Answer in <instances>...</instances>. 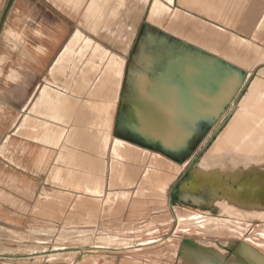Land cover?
<instances>
[{
	"label": "rangeland",
	"instance_id": "obj_1",
	"mask_svg": "<svg viewBox=\"0 0 264 264\" xmlns=\"http://www.w3.org/2000/svg\"><path fill=\"white\" fill-rule=\"evenodd\" d=\"M175 1L169 5L167 0H91L87 10L88 0H56L64 16L67 18L72 16L70 21L79 28L82 25L86 34L76 29L68 40L69 48L64 53V57L60 58L59 64L57 60L54 68L68 61L72 64L70 62L65 64L66 68L58 73L57 81L72 87L75 95L85 98H87V86L91 82L90 96H97L94 98H100L99 101L114 103V110L120 102L121 109L130 104L131 109L135 106L144 113L149 107L141 98L138 100L136 98L144 91L140 80L149 75L150 55H153L155 60L152 64V72L155 73L162 72L159 63H164V58L169 60V57L174 55L172 51L179 47L185 52L189 49L198 55L215 57L204 58L212 65L217 61L222 62L224 66L221 78L231 79L232 71L234 76L240 78L243 69L229 64L230 68L226 69V63L229 62H224L219 57L223 55L220 49L223 50L228 43L227 37L229 38L232 32L197 19L189 12L177 8ZM153 7L166 14L162 16L164 24L171 22V18H174L173 22L182 24L179 26L182 28L180 37L149 22L148 13ZM133 9L137 10L138 14ZM139 12H142L143 16L133 40L131 35L134 31L131 23L138 18ZM133 18L135 19L132 20ZM261 22L262 26H257L256 34L251 39L234 33L240 40L252 45L256 49V54L263 58V61L253 68L246 85L250 80L253 82L256 77L259 84L264 83V41L256 42L257 39H264V17ZM186 27L189 28L185 29ZM258 32H261V35L260 33L257 35ZM118 35L127 40V48H122L124 42L118 41ZM212 40H219L214 47L211 45ZM208 41L210 44L207 43ZM161 42L164 44L162 45ZM186 58L187 54L182 56L185 61L188 60ZM189 61L192 62L189 67L197 66V61L193 59ZM107 66L113 67L114 72L120 76L121 89L116 95L118 99L115 93H111L112 88L95 86L96 80ZM128 81H130L129 87L132 88L131 93L135 96L133 101L122 99ZM43 90L50 93L54 100L43 102ZM245 91L246 88L242 90L236 102ZM103 96L106 99H102ZM65 100L63 91L44 86L40 91L38 104L50 110L51 113L48 112L45 116L57 123H65L61 108ZM263 100L264 88L256 103L242 106L241 110L239 108L236 110V113L241 111L242 116L249 117ZM232 108L233 106L229 105L227 109H222L223 113L225 110L226 112L202 141L200 148L181 164L159 152L135 146L117 137H110L106 145L103 133L102 149L105 148L103 150L106 153L105 163H109L105 177L107 180L108 177L110 178V186L106 185L105 190L102 181H95L93 184L91 182L82 187L63 186L59 180L51 182L48 180V170L42 171L40 175L42 187H34L33 172L28 169L32 167L31 141L13 137L3 153L0 151V264H69L72 261L79 264H102L114 259V256H117V259L131 256L145 257L153 261L160 258L171 260L179 246L197 242L213 243L220 249L241 241L240 247L244 252V249H248L251 252L256 250L264 254V220L251 216L252 209L247 207L249 203L256 208H260V205L264 206V179L260 180L264 170L259 167L254 171L250 168V171L247 169L240 172L242 175L239 173L240 167L247 168L246 161L249 158V153L243 150L241 145L246 137L258 135L256 129L246 120L240 128H237L236 135L228 137V146L219 150L216 155L218 158L210 159L206 155L229 120L231 114L228 113ZM158 118L159 116H154L151 123L149 122L152 127L162 125L163 118L160 121ZM144 122L142 119L143 125ZM29 125V119L25 118L16 132H21ZM40 126L42 141L49 143L52 140V143L58 144L65 138L64 128L58 131L53 129L49 122ZM173 129H176L173 138H178L176 135H179V129ZM162 133L165 136L171 135L170 132L166 133L163 130ZM56 136L57 139L54 138ZM261 137H264L262 130H260ZM117 142L124 146V148L121 146L122 153L126 152L123 155L112 151L113 145ZM58 155L57 153V158ZM67 158L70 156L68 155ZM7 160L10 165L5 168L4 163ZM200 161L206 164L202 166L201 174L199 173L203 179L201 186L197 188L199 192L208 191L204 194L207 204L201 207L193 204L191 200L182 201L176 195V189L184 176ZM56 162L59 163V159ZM15 166L22 170L16 169ZM75 166L76 164L73 165ZM69 174L73 182L85 181L84 177H87L86 173L82 174L79 171ZM44 182L48 185L43 186ZM161 183H164V186ZM227 192H234L233 196L241 201L235 202L236 199H231ZM194 213L206 217L199 219ZM231 219L237 220L238 223L236 221L237 224L233 223ZM148 241L153 242L143 245L145 249L142 251L120 249L135 247V243L142 244ZM116 248L119 249L114 250Z\"/></svg>",
	"mask_w": 264,
	"mask_h": 264
},
{
	"label": "crops",
	"instance_id": "obj_2",
	"mask_svg": "<svg viewBox=\"0 0 264 264\" xmlns=\"http://www.w3.org/2000/svg\"><path fill=\"white\" fill-rule=\"evenodd\" d=\"M90 1L87 2V10ZM175 2L177 8L189 12L207 24L225 28L229 32L250 39L256 34V28L264 14V0H176ZM60 10L56 0H0V151L3 153L13 137L31 141L32 167L28 169L33 172L34 187H42L40 175L42 171L48 170V180L51 182L59 180L63 186L82 187L94 181H102L105 190L110 178L108 177L107 180L105 177L109 163H105L106 153H103L101 143L103 131H105V125H103L105 115L99 111V106L103 102L89 95L90 83L87 86V98H85L75 95L72 87L57 81L58 73L66 68V63L70 62L54 68L57 60L59 57H64V53L69 48L67 42L75 30L79 29L82 32L84 30L82 25L79 28L70 21L72 16L67 18ZM259 33L261 35V32L257 35ZM257 41L261 42L264 39H257ZM186 54L187 61L182 59V56ZM193 54L189 50L181 53L175 51L169 60L166 59L172 64L171 67L182 69L191 66L192 62L189 60L193 59ZM150 66L148 63L150 71L144 78V93L136 98V100L141 98L145 101L149 107L147 113L140 112L135 106L131 109L130 104L121 109L118 102L110 121V137H117L144 149L148 148L131 140H159L168 137L162 133V130L166 133L170 132L169 137L173 138V133L176 132L173 128L183 133V129L187 128L186 125L200 123V118L195 117L196 107L200 108L201 104L200 101H194L196 91L193 90L191 93L189 89L188 99H184L188 96L183 94L179 97V101L168 99L167 102L164 101L165 92H159L157 89L163 83V77L161 73L160 75L153 73ZM160 68L166 69L161 65ZM129 82L125 84V94L122 99L133 101L135 96L131 93L132 88L129 87ZM192 82L195 84V79H192ZM44 86L59 89L65 94L66 100L61 104L65 123H57L45 116L50 110L38 104L39 94ZM43 93L51 96L44 90ZM154 116H159V121L163 118L162 125L159 124L160 127L151 126ZM25 118L29 119V127L17 133L18 126ZM142 119L145 121L144 125ZM45 122H49L53 129H65V138L60 143H52V140L48 143L41 140L40 125ZM168 124H176V126L170 127ZM191 136L199 139L198 126L192 127V133L187 137L191 138ZM176 137L180 138L184 135H176ZM68 155L70 158H67ZM57 159L59 163L56 162ZM74 164H76L75 167H73ZM9 165L7 160L4 167ZM15 168L22 170L17 166ZM73 171L86 173L85 181L73 182L69 178V173ZM45 185L48 183L44 182L43 186ZM148 243L150 242L135 243V247L120 249L138 252L145 249L143 245ZM240 244L241 241L234 242L220 249L213 243L197 242L187 246L182 244L176 249L174 258L171 260L160 258L153 261L145 257L131 256L117 259V256H114V259H109L102 264H264L263 253L256 250L244 252ZM117 249L119 248L114 250ZM69 264L79 263L72 261Z\"/></svg>",
	"mask_w": 264,
	"mask_h": 264
},
{
	"label": "bare ground",
	"instance_id": "obj_3",
	"mask_svg": "<svg viewBox=\"0 0 264 264\" xmlns=\"http://www.w3.org/2000/svg\"><path fill=\"white\" fill-rule=\"evenodd\" d=\"M174 2V0H167V3L169 5H172V3ZM131 9V8H130ZM128 11V9H127ZM133 11H135V9H133ZM137 11V10H136ZM135 11V12H136ZM132 13V11H131ZM138 14V12H136ZM163 15H166L165 13H163L162 11L158 10L157 7H153L151 8L150 12L148 13V20L151 24H157L159 26V28H161L162 30L177 35L180 37V35L182 34V31L180 29H182L181 26L182 24H180L179 22H173L171 18V22L169 21V23H165L164 24V18H162ZM143 13L139 12L138 18L131 23L133 25V29L132 31H134V34L131 35V38L133 39V37L135 36L137 29L140 25L141 19H142ZM176 16V15H174ZM132 17V16H131ZM264 17V14H263ZM262 17V18H263ZM261 18V20H262ZM135 18H133L132 20H134ZM176 19V17H175ZM178 19V18H177ZM166 20V19H165ZM259 22L258 26H262V22ZM131 22V21H130ZM180 24V25H179ZM100 28V27H98ZM135 28V29H134ZM184 28V26H183ZM189 27H186L185 29H188ZM260 28V27H259ZM101 32V31H100ZM187 33V32H186ZM101 34V33H100ZM103 34V33H102ZM109 34V33H108ZM114 34V33H113ZM188 34V33H187ZM112 35V34H111ZM115 35V34H114ZM192 35V34H191ZM105 36V35H104ZM103 36V37H104ZM116 36V35H115ZM119 36V35H118ZM187 36V35H186ZM199 36V35H197ZM102 37V38H103ZM109 37V36H108ZM111 37V36H110ZM189 37V35H188ZM224 37V36H222ZM113 38V37H112ZM191 39V38H190ZM227 41L228 43L225 45V47H223V50L220 49L221 53L223 55H219V57H221V60H223L224 62H229L232 63L231 66L235 67V68H241L243 70H245L246 74L244 77L239 78V76H234L233 75V71L231 72V79H229L228 77L224 78H220V81L216 83V89L218 86H221L223 84V89H222V96L221 100H223V98L225 99L226 95H225V91H226V84H229V80L230 82H235L238 84L235 91L236 92L238 90V87H240V89L244 86L246 88V91L242 94V97L239 98V100L237 102H233L231 105L233 106L232 110V114L229 117V120L227 121V123L225 124L224 128L222 129V131L219 132V134L217 135L216 139L213 141V146L211 145L208 152H207V156L211 159V158H218L217 153L219 152L220 149H224L228 146V137H230L231 135L234 136L237 133V128H240L243 123L247 120L248 122H250L251 127L256 129V133L258 135H251L249 137H246L243 144L241 145L242 149L245 150L247 153H249V158H247L246 161V165L247 168L243 169L242 167H240L239 173L244 171V170H249L250 168L252 170H258V168L260 167V169L264 170V137L260 138V130H262L264 132V100L261 101L257 106H256V110L254 113H252L249 117H244L242 116L241 111L236 113V110L239 108V110H241L242 106L246 107L248 105L254 104L256 103V101L258 100V96L259 94L262 92L263 88H264V83L259 84L257 77L253 80H250V82L248 83V85H246V81L248 80L249 76L252 74L253 72V68L257 65L260 64L261 61H263V58H261L258 54H256L257 52L256 49L254 47H252V45H249L248 43L242 41L239 39V37H237L234 33H232L231 35H229V38L227 37ZM111 40V39H110ZM224 40V39H223ZM109 41V40H108ZM114 41V40H113ZM118 41H122L124 42V45L122 48H127L128 45L126 43V41H124L123 39H120ZM116 41V43L118 42ZM162 41V40H161ZM165 41V40H164ZM185 41V40H184ZM213 41V40H212ZM211 41V42H212ZM219 41V40H218ZM218 41H213L211 43V45L216 44V42L218 43ZM168 42V41H166ZM169 43V42H168ZM167 43V44H168ZM208 44H210V41L207 42ZM206 43V44H207ZM122 44V43H121ZM162 44V42H161ZM164 44V43H163ZM162 44V45H163ZM171 44V43H170ZM224 44V43H223ZM169 45V44H168ZM173 45V44H172ZM166 46V44H165ZM259 46V45H258ZM161 47V46H160ZM170 47V46H169ZM209 47V46H208ZM212 47V46H211ZM212 47V48H213ZM218 47V46H217ZM222 47V46H221ZM167 49V48H166ZM170 49V48H168ZM215 49V48H214ZM216 50V49H215ZM261 50V49H260ZM173 52V51H172ZM160 53V52H159ZM164 53V52H163ZM169 53V52H168ZM175 54V52H173ZM260 53V52H259ZM153 56V55H152ZM151 56V58L149 59V66L152 67V64L154 63V58ZM157 57V56H156ZM164 57V56H163ZM162 57V58H163ZM62 57H59L58 59V64H59V60ZM153 58V60H152ZM159 58V57H158ZM157 59V58H156ZM158 60V59H157ZM156 60V61H157ZM158 62V61H157ZM156 62V63H157ZM164 63L160 64L162 68L164 67H169L172 64L167 62V59L164 58ZM156 65V64H155ZM158 65V64H157ZM237 80V81H236ZM91 83V82H90ZM141 84H144V79L140 80ZM120 76L117 75L114 72L113 67L111 66H107L106 69L100 74V76L98 77V79L95 82V86L96 87H100L103 86V88H112L113 92L111 93H115V97L118 94L117 92H120ZM128 85V84H127ZM144 86V85H143ZM75 89V88H74ZM101 89V88H100ZM108 89V91H110ZM144 90V88H143ZM91 91V89H90ZM144 93V91H143ZM224 94V95H223ZM92 95V92H91ZM99 95V94H98ZM103 95V94H102ZM100 96V95H99ZM98 96V97H99ZM241 96V95H240ZM64 97V95H63ZM97 97V96H94ZM110 97V96H109ZM228 97V96H227ZM106 99V97L103 96L102 99ZM117 98V97H116ZM114 98V99H116ZM64 99V98H63ZM100 99V98H98ZM113 99V100H114ZM118 99V98H117ZM43 100L45 102H51L54 100V97H51L47 94H44L43 96ZM94 100V99H93ZM101 100V99H100ZM112 100V99H111ZM87 101V100H86ZM116 101V100H115ZM88 102V101H87ZM90 102V101H89ZM103 102V101H101ZM224 101H221L219 106H223L224 105ZM59 103H57L58 105ZM53 106V104H52ZM57 109V108H56ZM223 109V108H222ZM230 110V111H231ZM99 111L104 113V124L105 125V131L104 132V138L106 140V145L108 143V141L110 140V130H111V124L110 121H112V113L114 112V103L112 102H103L102 105L99 106ZM226 112V110H225ZM224 112V113H225ZM223 113V114H224ZM222 114V116H223ZM101 115V114H100ZM103 117V116H102ZM249 118V119H248ZM262 119V121H260ZM220 120V119H219ZM219 122V121H218ZM261 122V123H260ZM102 129V126L100 127ZM60 131V130H58ZM62 131V130H61ZM57 132V131H56ZM55 132V133H56ZM57 134V133H56ZM55 134V135H56ZM57 139V136L54 137ZM86 140V139H85ZM103 140V139H102ZM101 140V142H102ZM89 142V141H88ZM114 143V142H113ZM103 144V143H102ZM105 144V143H104ZM87 146V145H85ZM93 146V145H92ZM91 146V147H92ZM121 143L117 142L113 145L112 147V151L113 153H122L123 152V148L124 146H122ZM104 148V147H103ZM200 148V147H199ZM105 149V148H104ZM102 149V150H104ZM87 150V149H85ZM126 149H124L125 151ZM106 151V150H105ZM127 151V150H126ZM135 151V150H134ZM133 152V151H132ZM143 152V150H142ZM104 153V152H103ZM126 153V152H124ZM122 153V155L124 154ZM135 153V152H134ZM95 154V153H94ZM102 154V153H101ZM100 154V155H101ZM128 154V152H127ZM126 154V156H127ZM86 155V154H85ZM103 155V154H102ZM131 155V154H130ZM142 155V153H141ZM129 156V155H128ZM96 157V156H95ZM83 158V157H82ZM122 158V157H121ZM127 159V157H125ZM124 158V159H125ZM130 158H134L131 157ZM132 160V159H131ZM122 161V159H121ZM127 161V160H125ZM123 161V162H125ZM129 161V159H128ZM136 161V160H134ZM159 161V159H158ZM157 161V162H158ZM122 162V163H123ZM84 163V161H83ZM153 163V162H152ZM127 164V163H126ZM155 164V163H154ZM154 164L152 166H154ZM159 164V163H158ZM162 164V163H161ZM181 164V163H180ZM206 163L200 161L197 165L193 166L192 169L190 170L188 176L185 178V180L181 183L179 189H178V196L183 199V200H191L193 203L197 204L199 207L206 205L207 201L205 200L206 198L204 197V194L206 193V190H204L203 192H199L198 188L199 185L201 186V181H202V177H201V171H202V166H204ZM87 165V164H86ZM178 165V164H177ZM165 166V165H163ZM106 168V167H105ZM168 168V167H167ZM257 168V169H256ZM100 169V168H99ZM145 169V168H144ZM143 169V170H144ZM150 169V168H149ZM152 169V168H151ZM146 170V169H145ZM157 170V169H156ZM168 170V169H167ZM148 171V170H147ZM151 171V170H150ZM154 171V170H153ZM159 171V170H158ZM261 171V170H260ZM144 172V171H143ZM146 172V171H145ZM156 172V171H155ZM162 172V171H161ZM168 173V172H167ZM200 173V174H199ZM246 173V172H245ZM252 173V172H251ZM96 174V173H95ZM121 174V171H120ZM241 174V173H240ZM146 175V174H145ZM148 175V174H147ZM242 175V174H241ZM99 176V175H97ZM170 176V175H169ZM244 176V175H243ZM172 177V176H171ZM255 177V176H254ZM149 178V177H148ZM168 178V177H167ZM247 178V176H246ZM11 179V177H10ZM121 179V178H120ZM169 179V178H168ZM264 179V173L262 172L260 175V180ZM143 180V178H142ZM145 181V180H144ZM95 182V181H94ZM147 182V181H146ZM166 182V180H165ZM164 182V183H165ZM164 183H161V185H163ZM93 184V183H92ZM159 184V183H158ZM166 184V183H165ZM264 184V183H263ZM151 186V185H150ZM164 186V185H163ZM151 188V187H150ZM159 188V187H158ZM162 188V187H161ZM165 189V188H163ZM229 191V190H228ZM221 193H225V192H221ZM228 193V192H227ZM233 193H228V196L231 199H236L233 196ZM225 195V194H223ZM160 199V198H159ZM241 200L236 199L235 202H240ZM163 207V206H162ZM248 209H252L250 210V215L251 216H257L259 219H263L264 220V206L260 205V208H256L254 206H252L250 203L248 204ZM197 218L201 219L202 217H206L203 216L202 214H198V213H194ZM196 216H192V217H196ZM196 218V219H197ZM180 219V218H179ZM193 219V218H192ZM233 220V219H231ZM230 220V222H231ZM251 220H253V218H251ZM238 223L237 220H233V223ZM181 223V222H180ZM226 223V222H224ZM236 223V224H237ZM230 224V223H229ZM239 225V224H238ZM230 227V226H229ZM234 227V226H233ZM236 230V229H235ZM237 231V230H236ZM241 233V232H240ZM130 238V237H128ZM118 239V238H117ZM116 239V240H117ZM131 239V238H130ZM133 240V239H132ZM118 241V240H117ZM127 241V240H124ZM131 242V241H130ZM148 242H152V241H148ZM143 243V242H142ZM145 243V242H144ZM246 243V242H245ZM242 244V243H241ZM246 252L249 251L248 249H244ZM251 252V251H250ZM238 261V260H237Z\"/></svg>",
	"mask_w": 264,
	"mask_h": 264
},
{
	"label": "water",
	"instance_id": "obj_4",
	"mask_svg": "<svg viewBox=\"0 0 264 264\" xmlns=\"http://www.w3.org/2000/svg\"><path fill=\"white\" fill-rule=\"evenodd\" d=\"M177 48L173 52L177 51L181 53L182 51H184V49H179V47ZM189 51L194 53L192 57L193 60L197 61V66L195 68L186 67L182 69H177L170 66V67H166V69L164 70L160 68L162 70L161 76L163 77L162 78L163 83L157 89L159 92L160 91L165 92L163 99L164 101L166 100V102L167 99L173 101L175 100L179 101V97L183 94L188 96L184 99H188L189 89L191 90V93L193 92V90H195L196 93L194 99L197 100V102L201 101L200 108L199 106L196 107L197 110L194 108V112L196 110L195 117L200 118V123L199 124L191 123L190 125L188 124L186 125L187 128L184 129L183 127H181V129H183L184 132L183 133L180 132L179 135L180 136L184 135V137H180V138H171L168 136L165 137L164 139H159V140H131L132 142L137 143L142 147H146L152 151L161 153L162 155L166 156L167 158L173 160L176 163H183L188 157L194 154L196 149L199 148L202 141L207 137L210 131H212V129H214V127L216 126L217 121L223 114L222 108L227 109L229 105H231L233 102H236V99L240 96L242 90L245 88L244 86L241 89L240 87H238V90L234 92L238 84L236 82L234 84L233 81L230 82L229 80V84L228 85L226 84V91L224 92L226 97L225 99L223 98V100H221L220 96H222V89L224 86L222 84L221 86H218L216 89V81L217 82L220 81L224 64L222 62L217 61L218 63L216 62L215 65H211V63L205 61L204 58L205 57L215 58V57H211L209 55L206 56L198 55L194 51L191 50ZM228 64L231 65L230 63H226L225 66L226 69L230 68ZM153 73L155 72L153 71ZM241 73L242 74L240 78L242 79V77L246 73L243 70L241 71ZM155 74L160 75V73H155ZM192 79H195V84H193ZM221 101L225 102L223 106H219ZM163 110L165 109L163 108ZM228 114H232V110ZM162 117L164 118L163 114ZM223 124L224 122L222 123V125ZM168 125L170 127L176 126V124H168ZM193 126H195V128L197 126L199 127V139L196 137L192 138V136L191 138L187 137L188 134L192 133ZM190 170L188 171L186 176H184L183 180L180 182L179 187L181 183L185 180V178L188 176ZM179 187L176 189L177 197L182 201H187L181 199L178 196L177 192Z\"/></svg>",
	"mask_w": 264,
	"mask_h": 264
}]
</instances>
